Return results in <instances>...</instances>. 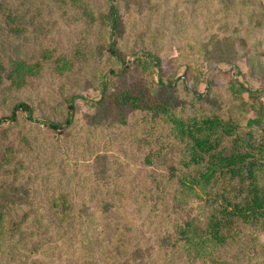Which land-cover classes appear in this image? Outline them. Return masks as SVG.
Wrapping results in <instances>:
<instances>
[{
    "label": "trees",
    "instance_id": "1",
    "mask_svg": "<svg viewBox=\"0 0 264 264\" xmlns=\"http://www.w3.org/2000/svg\"><path fill=\"white\" fill-rule=\"evenodd\" d=\"M51 1L55 9L47 12L35 0H0V94L20 91L45 70L66 90L40 115L34 113L36 104L13 98L0 114L3 241L35 254L43 248L33 237L39 231L90 225L112 244L103 264H137L141 243L155 245L148 254L151 264H264V89L248 79L264 47L250 48L247 35L238 30L244 21V33L252 24L264 28V6L240 13L238 25L230 29L221 20L247 0H220L218 10L206 12L205 39L187 41L183 73L165 75L153 52L133 47L128 58L120 47L116 0ZM56 24L75 30L80 39L59 49L48 39ZM235 48L242 50L250 73L232 79L228 94L221 96L213 77L201 73V59L232 65L237 56L216 54ZM88 87L97 97L77 91ZM80 102L93 110L98 124L105 122L102 145L116 132L127 140L116 145L119 154L104 150L101 169L107 181L95 210L109 219L108 225L85 207L84 194L92 198L96 182L86 187L78 181L61 190L40 182L34 187L25 161V152L39 156L26 124L42 125L54 140L72 138L81 130ZM132 153L145 172L125 178L120 165ZM191 199L200 202L196 217L180 212L181 203Z\"/></svg>",
    "mask_w": 264,
    "mask_h": 264
},
{
    "label": "rangeland",
    "instance_id": "2",
    "mask_svg": "<svg viewBox=\"0 0 264 264\" xmlns=\"http://www.w3.org/2000/svg\"><path fill=\"white\" fill-rule=\"evenodd\" d=\"M116 1L119 5L120 47L126 52L128 58L132 56L131 49L133 47L153 52L165 75L174 71L178 75L183 73L187 41L192 40L198 43L205 39L203 29H205L206 12L218 10L221 4L220 0ZM34 3L47 12L55 9L51 0H35ZM260 5L264 6V0H247L246 4L239 3L231 7V15L222 19L221 23L230 25V29H232L238 25L240 13L251 9L256 10ZM246 25L244 21L239 25L238 30L240 34L247 35L250 48L253 44L255 48L260 44L261 47H264V28L252 24L248 32L244 33L242 27ZM218 35L221 37L220 33ZM48 39L59 49L67 50L80 37L75 30L56 24ZM241 53L242 50L235 48L219 51L216 54L217 58L237 56L235 64L232 65H227L224 60H212L211 57L201 59V73L210 74L213 77V85L221 96L228 94L232 79L241 80L243 78L241 74L248 77L250 73V68L247 66L246 60L241 57ZM253 62L255 64L254 77H248V79L251 84L257 87H261L262 84L264 89V54L256 57ZM213 67L217 69L215 70ZM133 74L135 75L137 72H133ZM130 79L131 74H128L126 82H129ZM190 84L191 82L188 81L187 85ZM204 86V83H201L199 91L202 92ZM77 91L89 97L98 95L91 87L86 88L83 92L80 88ZM64 94H66V90L64 84H61L60 78L50 70H45L20 91L1 93L0 114L9 109L8 100L13 98L14 101L27 100L36 104L38 109L34 113L40 115ZM244 96L247 97L246 94ZM261 100L264 103V95ZM77 114L78 129L81 130H78L72 138L54 140L52 133L42 125L27 123V128L30 129V139L34 142L36 153L39 156L33 158L34 153L25 152L27 153L25 161H27L34 187L40 182L46 184L47 187L61 190L69 189L73 183L78 181L84 183L86 187H90L96 182L98 185L93 197L91 198L88 193L84 194L85 207L90 209L93 218L108 225L109 219L103 217L100 211L95 210V201L100 195L99 190L104 187V183L107 181L105 171L101 169L105 166L104 150L119 154L116 145H125L127 140L123 134L116 132L109 143L102 145L101 143L107 140L103 135L105 122L98 124L97 116L95 120L93 119L95 116L93 110L83 102L78 104ZM248 115L251 116L253 113L249 112ZM116 139H121L120 144L115 142ZM88 143L89 146H87ZM120 168L126 174L125 178L127 176L138 178L145 172L144 169H141L138 157L134 153L123 159ZM94 169L102 171L96 175ZM39 195L41 193L37 191L36 196ZM22 207L24 208L25 204ZM12 211L18 213L19 208L14 207ZM180 212L184 216L196 217L201 212L200 202L194 199L182 202ZM62 232L63 235H61ZM33 237L43 243V248L35 254L26 251L23 245L5 243L0 236V264H75L93 259H96L98 264H103V258L111 255L112 251V244L103 235H98L96 228L90 225L84 229L79 228L77 224L66 228L65 226L49 227L46 234L39 231ZM260 240L264 242V235L260 236ZM154 246V243H150L149 246L141 243L136 256L137 264H151L148 254Z\"/></svg>",
    "mask_w": 264,
    "mask_h": 264
}]
</instances>
